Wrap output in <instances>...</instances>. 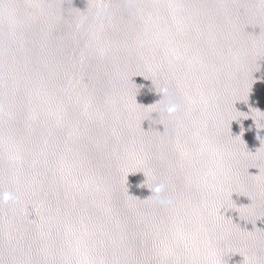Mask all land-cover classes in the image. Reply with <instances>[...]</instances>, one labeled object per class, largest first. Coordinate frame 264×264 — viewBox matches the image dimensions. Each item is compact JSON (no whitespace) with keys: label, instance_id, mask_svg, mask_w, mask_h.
Segmentation results:
<instances>
[{"label":"water","instance_id":"95a60500","mask_svg":"<svg viewBox=\"0 0 264 264\" xmlns=\"http://www.w3.org/2000/svg\"><path fill=\"white\" fill-rule=\"evenodd\" d=\"M0 264H264V0H0Z\"/></svg>","mask_w":264,"mask_h":264},{"label":"clouds","instance_id":"9594fccd","mask_svg":"<svg viewBox=\"0 0 264 264\" xmlns=\"http://www.w3.org/2000/svg\"><path fill=\"white\" fill-rule=\"evenodd\" d=\"M5 199L7 200V199H8V197H7V196H5Z\"/></svg>","mask_w":264,"mask_h":264}]
</instances>
